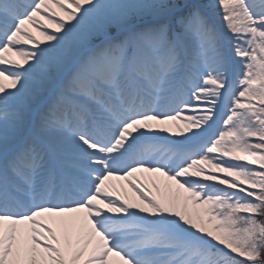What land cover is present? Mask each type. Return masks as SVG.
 Instances as JSON below:
<instances>
[{
  "label": "snow or ice",
  "instance_id": "1",
  "mask_svg": "<svg viewBox=\"0 0 264 264\" xmlns=\"http://www.w3.org/2000/svg\"><path fill=\"white\" fill-rule=\"evenodd\" d=\"M0 264H264V0H0Z\"/></svg>",
  "mask_w": 264,
  "mask_h": 264
}]
</instances>
